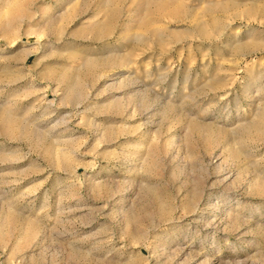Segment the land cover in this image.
Returning <instances> with one entry per match:
<instances>
[{"label":"rangeland","instance_id":"obj_1","mask_svg":"<svg viewBox=\"0 0 264 264\" xmlns=\"http://www.w3.org/2000/svg\"><path fill=\"white\" fill-rule=\"evenodd\" d=\"M0 264H264V0H0Z\"/></svg>","mask_w":264,"mask_h":264}]
</instances>
